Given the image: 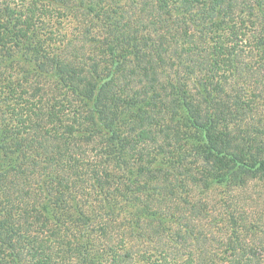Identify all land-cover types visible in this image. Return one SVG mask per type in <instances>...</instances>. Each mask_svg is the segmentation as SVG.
I'll return each instance as SVG.
<instances>
[{
	"label": "trees",
	"instance_id": "1",
	"mask_svg": "<svg viewBox=\"0 0 264 264\" xmlns=\"http://www.w3.org/2000/svg\"><path fill=\"white\" fill-rule=\"evenodd\" d=\"M211 1L212 17L237 12L239 0ZM197 2L0 0V72L17 51L27 75L52 73L34 91L74 106L63 127L46 104L18 113L29 100L12 103L21 84L0 95V264H264V210L253 214L248 194L256 181L252 195L264 194L262 96L230 82L222 36L176 28L143 44L145 9L156 18ZM253 14L264 24V11ZM98 28L113 47L95 50ZM122 46L136 50L134 65ZM207 57L222 77L212 89L198 80L194 97L182 72H207ZM215 185L230 194L210 203Z\"/></svg>",
	"mask_w": 264,
	"mask_h": 264
},
{
	"label": "rangeland",
	"instance_id": "2",
	"mask_svg": "<svg viewBox=\"0 0 264 264\" xmlns=\"http://www.w3.org/2000/svg\"><path fill=\"white\" fill-rule=\"evenodd\" d=\"M260 1V0H259ZM264 1V0H263ZM193 9L190 12H186L184 10L176 9L173 4H171L170 9L171 12L167 13L160 11L158 13V17L152 18L150 16V11L148 9H145L143 12V21H142V28L140 30L142 31L144 42L143 44L146 45V47H154L157 46V42L160 40V38L165 37L170 31L175 30L176 28L186 29L190 30L195 34L196 41L200 39L201 36H203L208 42H210V39H216L220 36L224 37V40L226 41L223 55L221 56V61L229 60V58H234L232 62L234 63L233 66H230L229 71L230 74L234 75L230 77V82L234 83V81H242L243 83L247 82L248 88L247 90V96L251 95H260L262 96L259 100V104L255 106L258 109V112H264V46L260 43L259 39H264V24H260L257 19L253 20L251 15H254L253 13L258 11H264V5L258 4V0H239L238 6H237V12L230 13V14H223L218 15L217 17L211 16V9L213 7L211 0H198L197 3L193 4ZM76 9V8H75ZM189 13V14H188ZM155 14V13H154ZM76 15V14H75ZM72 17V16H71ZM69 21V20H65ZM71 26V25H66ZM251 28H250V27ZM99 27V26H98ZM104 29L98 28L93 34L89 37H95L99 40V43L95 45L96 49H105L107 48V45H111L110 38L108 39L107 35L104 33ZM201 34V35H199ZM233 35L238 36V42L239 45L236 44L233 41ZM108 39V40H106ZM97 40V41H98ZM62 41V40H61ZM113 47V45H111ZM120 49V46H118ZM188 47V46H186ZM88 51L93 53L94 46H87L86 47ZM122 50H124V56L126 60L130 61L132 65H134L135 61V54L136 50H133L129 48L128 50L122 46ZM236 50L235 52H231V49ZM5 61L4 68L2 69V73L0 72V95L2 93L7 94L9 99L13 96L12 103L16 105V103L20 100L21 93L22 98L29 99L28 101L25 100L22 105H18V113L22 116H26L27 114H31V111L36 108L35 106H42L43 104H46L48 108H53L56 110V113L54 114V117L64 116V121L62 123L63 127H67L71 124L70 119H72V113H73V103H65L66 106H64L63 109H56V105H52L53 100L51 97L57 96V95H46V93L36 92L33 90V85H35L33 82L36 81V77L40 79V77L36 76V72L34 73L31 71L30 75H27V69L29 65H27V61H24V59L21 57V55L16 51L13 55V58H3ZM31 59V58H29ZM14 60V61H13ZM26 60V59H25ZM95 60L99 61V59L95 56ZM203 60V57L201 58ZM206 61L209 63L208 71L201 72L199 71L198 74H194L193 76L187 74L188 70H184L182 72L183 76H187L189 78L187 83V88L190 90L191 94L196 97L197 90L199 89L197 87L198 80L201 82H206L209 87L212 89L213 87H217V83H219V79L222 76H218L216 72L213 70L214 66L212 59L210 57L206 58ZM25 62V63H23ZM100 62V61H99ZM101 63V62H100ZM229 64V63H228ZM250 66V67H249ZM32 69V67H30ZM226 70V69H224ZM25 71V74H24ZM171 73L173 75L174 71L171 70ZM52 73L49 74V76L43 77L45 83H47L49 86H52L54 82V78H51ZM177 74L175 73L174 76ZM221 75H224V72L221 73ZM27 77V78H25ZM40 79V80H41ZM173 79V78H171ZM34 80V81H33ZM164 81V79L162 80ZM176 81V80H175ZM19 83L22 85L19 94L13 93V88H11L10 84ZM235 86V85H234ZM27 87H30L31 94L36 93L35 97H28ZM11 89V90H10ZM53 89V88H51ZM237 89V88H236ZM50 90V88H49ZM239 90V89H237ZM26 91V92H25ZM64 90H61L63 92ZM25 92V93H24ZM250 92V94H249ZM58 93V92H57ZM68 93V92H64ZM12 95V96H11ZM70 101H73V98L70 96ZM60 101V98H58ZM50 101V103H49ZM79 111L85 113L86 107L85 103L77 102L75 105ZM7 110V108H4ZM7 112V111H6ZM85 115V114H84ZM9 117V116H8ZM128 118V117H126ZM264 118V116L262 117ZM50 119V118H49ZM7 121H10V119H7ZM126 121V119H125ZM13 125V124H12ZM99 149V147L97 148ZM162 157H158L159 161H162L163 163H168L167 160L161 159ZM127 163L129 162L131 164V160L124 159ZM157 161V162H159ZM128 171V168L125 166L122 170L118 171L117 167L116 169H112L111 172L114 174H121ZM192 173H195L194 168L192 167ZM261 181H256L252 188L249 191V195L253 197L254 202H252V213L255 215H258L257 213L261 214V211L264 210V194H258L256 192L255 195H252L253 189L257 185H260ZM211 192L212 195H210V203L212 201H217L219 203L220 199L224 197V195L230 194V191H224L223 187L220 186H211ZM75 215V214H74ZM250 219L253 220L251 217V211H250V217L248 218V223H250ZM253 222L256 221L254 220ZM256 236H260V239H263L264 241V233L263 234H255Z\"/></svg>",
	"mask_w": 264,
	"mask_h": 264
}]
</instances>
